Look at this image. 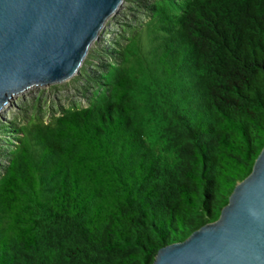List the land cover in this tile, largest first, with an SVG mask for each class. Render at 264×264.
Returning <instances> with one entry per match:
<instances>
[{"label": "trees", "instance_id": "16d2710c", "mask_svg": "<svg viewBox=\"0 0 264 264\" xmlns=\"http://www.w3.org/2000/svg\"><path fill=\"white\" fill-rule=\"evenodd\" d=\"M148 9L100 74L81 68L95 86L87 107L0 131V264H150L217 220L252 172L264 0Z\"/></svg>", "mask_w": 264, "mask_h": 264}, {"label": "water", "instance_id": "95a60500", "mask_svg": "<svg viewBox=\"0 0 264 264\" xmlns=\"http://www.w3.org/2000/svg\"><path fill=\"white\" fill-rule=\"evenodd\" d=\"M124 0H0V110L80 72ZM150 264H264V147L219 218L159 248Z\"/></svg>", "mask_w": 264, "mask_h": 264}, {"label": "rangeland", "instance_id": "374dc122", "mask_svg": "<svg viewBox=\"0 0 264 264\" xmlns=\"http://www.w3.org/2000/svg\"><path fill=\"white\" fill-rule=\"evenodd\" d=\"M152 2L153 0L123 1L122 7L106 21L90 48L92 56L87 57L88 62L83 64H86L90 74H100L107 64L113 62L109 51L116 47L118 39L124 41L125 30H132L147 19L148 6ZM94 89L93 80L81 72L61 83L34 86L24 93L14 95L0 110V131L3 130L8 138L11 133L4 132V128L9 126L23 124L29 119L47 122L65 108L87 107ZM8 145V141L0 137V155ZM0 163L4 165L3 162Z\"/></svg>", "mask_w": 264, "mask_h": 264}]
</instances>
